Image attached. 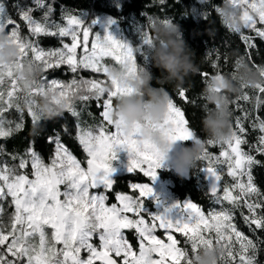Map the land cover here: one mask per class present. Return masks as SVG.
<instances>
[{"label": "snow or ice", "instance_id": "6c2138e0", "mask_svg": "<svg viewBox=\"0 0 264 264\" xmlns=\"http://www.w3.org/2000/svg\"><path fill=\"white\" fill-rule=\"evenodd\" d=\"M165 2L159 0L160 4ZM32 3L36 8L45 7V0H32ZM232 4L240 10L243 23L242 26L229 25L228 28L240 34L247 49L255 48L254 40L257 37L264 41V0H232ZM13 7L32 37H59L61 47L45 50L37 40L23 36L21 25L0 0V32H7L10 41L18 45L20 51L19 57L11 64H0V137H8L23 126L17 123L13 128L12 122L4 119V113L9 109L15 108L23 113L26 108L32 120L37 121L39 113L35 98L47 91L55 94L57 102L66 101L68 112L75 117L80 115L75 108V100L85 104L95 100L101 109L102 119L95 127L79 130L78 141L88 157L86 168L81 166L80 160L60 142L58 136L49 137V142H55L56 148L50 164H45L34 150L29 149L33 170L31 179L27 174H16L15 168L0 166V200L11 197L15 208L10 224L0 225V248L3 249L0 251V264H96L97 261L101 264H192V255L201 247L213 244H222L226 249L221 264H257V242L239 231L233 221L235 210L246 208L248 215L244 216L241 212L244 223L253 232L264 230V192L256 186L252 175L253 166L261 162L251 154L253 150L264 154V119L256 116L253 120L252 127L262 134L256 144L249 145L248 151L243 147L248 144L243 121L249 119V113L245 111L243 117H236V127L227 140H207L206 145H221L223 150L219 156L213 157L205 147L199 158L207 161L205 169L214 178L211 195L215 202L222 204L227 201L230 208L205 214L196 203L187 200L167 205L153 213L145 204V198L154 195V189L148 183H132L130 188L139 191L138 197L118 194L120 206L115 203L108 206V197L104 192L90 193V189L102 188L106 192L113 188L117 182L114 161L121 150L129 154L128 172L138 170L153 180L164 162L159 149L140 134L143 125L138 124L128 130L121 122L114 121L111 115L116 98L134 91L125 87L122 81L134 76L143 67L138 63L142 47L134 46L111 31L103 35L95 32L89 46L93 25L97 22L95 19L87 22L84 15L67 13L64 16L66 25H61L50 21L53 12L51 5H47L42 21L34 18L32 6L16 3ZM192 12H197V9L194 7ZM147 19L151 21L153 18L149 16ZM163 21L167 23L172 19L165 18ZM149 29L151 25L147 24L141 34L143 45L150 49L152 35ZM244 29L254 31L255 36L245 35ZM64 38H70V41L64 42ZM106 57L112 58L122 69L121 78L111 73L112 67L104 62ZM26 60L42 66L44 71L66 66L73 79L67 83L57 80L46 83L42 78L40 84L33 86L17 75ZM240 62H236L237 67ZM83 70L104 74L107 79H77L76 74ZM259 71L264 76V68ZM201 75L208 77L206 72ZM222 78L223 75L217 74L211 80ZM242 88H252L264 94V84H245ZM213 90L220 91L219 88ZM178 97L184 102H194L183 88L178 90ZM237 99L248 101L250 97L244 92ZM255 101L256 108L264 105L260 95H256ZM204 109L206 113L207 104ZM146 123L163 131L173 141L194 140L197 136L190 127L184 109L173 98L163 122ZM6 124L9 126L5 127ZM107 126H112L114 131H109ZM28 164L29 161L21 157L18 167L25 169ZM224 164L227 165V174L235 183L224 187L221 196L223 169L218 170L215 165ZM244 177L247 178L246 182ZM237 191L238 194L234 195ZM157 203H160L158 197ZM177 209L178 213L174 211ZM128 213H133L137 218H130ZM145 216L151 219V223ZM125 229L135 230L138 253L133 251L124 234ZM157 229L164 231L167 242L155 234ZM48 230H51L50 235ZM173 232L184 238V246H180L181 241ZM94 237L98 238L99 247L92 242ZM57 245L62 247L57 248ZM82 250L88 253L86 259L81 258Z\"/></svg>", "mask_w": 264, "mask_h": 264}, {"label": "trees", "instance_id": "16d2710c", "mask_svg": "<svg viewBox=\"0 0 264 264\" xmlns=\"http://www.w3.org/2000/svg\"><path fill=\"white\" fill-rule=\"evenodd\" d=\"M8 8L13 18L21 25V34L30 39L37 40L39 45L45 50L61 47V38L59 37H32L25 23L16 15V9L13 7L16 3L29 5L34 8L32 15L38 20H43L44 13L47 11V5H51L53 12L50 16V21L57 24L66 25L64 19L65 14L84 15L87 22L95 19L97 22L93 25V34L100 25L111 24L117 28L121 38L132 43L134 46L139 45L142 51L138 54V63L149 68L156 77H160L162 70L155 66L151 57V48L142 43V30L148 24L147 17L163 20L165 18L172 19L174 23H178L183 32V38L193 52V60L199 66V72L189 74L183 82L177 86L176 82H165L157 84L153 80L154 86L164 87L175 100L178 106H181L186 114V118L190 121V127L196 132L197 136L202 139H207V134L203 128V117L205 116L204 105L207 104L204 98V92L211 81V77L222 74L223 76L232 77L237 73L236 62L243 61L254 72H259V69L264 68V41L256 38L254 43L255 48L247 49L245 43L241 40L240 34L234 33L224 23L221 16L217 12V6L222 5L223 0H166L164 4H160L159 0H45V7L36 8L32 0H2ZM197 12L193 13V8ZM206 14V15H205ZM258 26H260L258 24ZM151 35L154 34L152 29H149ZM245 35L255 36L254 31L244 29ZM70 38H64V42H69ZM144 49L147 51L145 52ZM78 49V53H79ZM147 54V59L145 55ZM216 67H213V65ZM113 67V66H110ZM208 73L205 78L201 73ZM96 74L90 70H83L76 74V78L83 77L84 79H96ZM50 82L57 80L60 82H70L73 79V74L70 73L66 66H62L56 70L44 71L41 79ZM107 78H101L106 80ZM239 87V85H238ZM183 88L187 90V95L194 102H184L178 97V90ZM247 92L250 99L248 101L238 100L237 97L242 96ZM260 95L264 99V94H259L252 88H240L236 92L228 93L231 100V127H236V117H243L244 112L249 113V119L244 120V126L247 129L246 139L247 145H243L245 151L249 150V145L257 143L258 137L262 134L259 129L252 127L253 120L256 116L264 119V105L256 108L255 97ZM39 98L38 96L36 97ZM115 103V102H114ZM237 104L240 105L237 108ZM78 117L73 116L68 110H64L59 116L47 118L42 117L39 121H33L27 109L20 113L15 108L9 109L4 113V119L11 121V127L15 128L17 123H22V127L14 131L8 137H0V166L7 165L9 168H15L16 174L31 175L32 168L30 163L29 149L34 150L43 160L45 164H50L55 154V142L50 143L49 137H59L60 142L68 148L81 164L87 167L88 159L86 153L78 141L80 128L88 126H97L101 122L100 111L96 101L92 100L85 104L82 101H74ZM211 107V105H208ZM9 125H5L7 127ZM109 131H113L112 126H107ZM183 145L190 146L193 140L182 141ZM209 153L213 156H219L223 150L220 144L206 145ZM261 163L254 165L252 175L256 186L264 192V154L252 151ZM12 157H17L13 159ZM29 161L25 169H19L20 158ZM208 166L207 161L200 160L197 165L190 169L187 177L177 175L171 167L160 169L161 177L168 182L169 188L175 198L182 201L191 200L203 209L204 212L212 210L219 211L222 208H230L231 205L224 201L222 204H217L211 195L208 188L203 168ZM221 172V188L219 195H223V189L226 186H231L235 181L227 174V165H215ZM117 182L111 190L107 191L110 199L116 193H135L130 190V183L144 184L149 182L139 171L134 173H122L117 178ZM246 182L247 178H243ZM238 194L237 192L233 193ZM0 225H9L11 217L15 211L11 197L0 200ZM259 211V210H258ZM248 215L246 208L236 209L234 212L235 219L233 223L237 225L239 231L258 244V252L256 255L257 264H264V230L250 229L243 220V216ZM156 233L161 235L160 231ZM176 238L181 241L180 246H184V238L175 233ZM129 243L136 251L137 236L134 229L125 232ZM62 245H57V248ZM3 249L0 248V251ZM84 252V253H82ZM81 258L85 259V251H81ZM96 264H101L97 261Z\"/></svg>", "mask_w": 264, "mask_h": 264}, {"label": "clouds", "instance_id": "9594fccd", "mask_svg": "<svg viewBox=\"0 0 264 264\" xmlns=\"http://www.w3.org/2000/svg\"><path fill=\"white\" fill-rule=\"evenodd\" d=\"M217 12L227 27L242 26L240 10L233 6L232 0H223L222 5L217 6ZM148 24L154 32L151 57L155 66L162 70L161 76L156 77L149 68L143 66L134 76L124 78L123 85L134 91L132 94L116 98L111 115L114 121L121 122L128 130L134 129L138 124L143 125L139 130L142 137L155 145L163 155L164 161H170L176 173L183 176L200 161L207 140L222 142L231 136L232 111L228 93L240 90L245 84H264V76L260 71L254 72L241 61L235 76L211 80L204 92L206 103L211 107H208L202 121L207 139L196 136L190 146L178 143L179 140L173 141L163 131L146 123L163 122L172 98L164 87L154 86L153 80H156L157 84L176 82L179 86L186 76L195 74L200 69L193 60V52L184 40L182 28L178 23L152 19ZM19 55L18 45L10 41L7 32H0V64H11ZM110 71L117 78L123 76L120 68L112 67ZM43 72L42 66L26 60L17 75L35 86L41 83ZM214 88H219L220 91H214ZM38 97L35 98L39 113L37 121L42 117L59 116L67 109V102H57L58 98H54L55 94L51 91ZM225 255L226 249L222 244H213L201 247L191 259L192 264H221V258ZM148 259L151 260V256Z\"/></svg>", "mask_w": 264, "mask_h": 264}, {"label": "rangeland", "instance_id": "374dc122", "mask_svg": "<svg viewBox=\"0 0 264 264\" xmlns=\"http://www.w3.org/2000/svg\"><path fill=\"white\" fill-rule=\"evenodd\" d=\"M250 2H251V0H250ZM108 31H111L114 35H116L117 37L121 38L120 33L117 30V28L114 25L112 27L111 24H107V25H104V24L103 25H100L99 24L98 29L96 30V32L99 33V34H101V35L105 34ZM93 39H94V34L90 35V38H89V46L91 45V42H92ZM104 62L106 64H108L109 66H113V67H117L118 68V65L110 57H106ZM96 75H97L96 76V79L107 78L104 74H96ZM113 131H114V128H113ZM181 141H183V140H181ZM128 163H129V154H128V152L126 150H121L118 153V159L116 161H114V164H115V166L117 168V172L114 174L116 178L120 174H122V173H125V172L130 173L127 170L128 169ZM81 166L82 167H85L82 164H81ZM167 167H171L170 161H164L163 162L162 167L157 170L158 171V175H157V177L154 180L152 178H150V177L145 176L146 178H148V181H149L147 183L150 184L153 187V189H154V195L152 197L147 198V199L145 198L146 207L148 208V210L150 212L155 213L158 210H163V208L165 206H167V205H171V204L176 203V202H184V201L178 200L177 198L174 197V195L172 194V192H171V190L169 188L168 182L165 181L161 177L160 169L167 168ZM132 173H134V172H132ZM29 178L31 179L32 178V175H29ZM131 184L132 183H130V185ZM61 190L63 191V186L61 187ZM130 190H133V189L130 188ZM134 191H135V193H116L114 195V197H112V199H110V197L107 194V191L105 192L104 189H102V188L90 189V193L99 194L101 192H104V194L107 195V197H108L107 200H106V204L108 206H111L112 204L115 203V204H117L118 207L120 205H119V201L117 200V195L118 194H126V195L133 196L134 198L135 197H138L139 191L138 190H134ZM157 197L159 198V201H160L159 204L157 203ZM174 211L176 213L179 212L178 209L177 210H174ZM205 214H208V212H205ZM128 215L132 219H136L137 218L133 213H128ZM145 219L149 220V223H151V219L149 217L145 216ZM127 230H131V229H125L124 230V234H125V232ZM157 230H159V229H157ZM49 232H51V230ZM155 234L157 236H159L161 239H165V242H167L166 235H165L164 232H161V234H163V235H158L157 233H155ZM173 235H175V232H173ZM136 236H137V234H136ZM93 240H95V241H92V242L97 247H99V243L100 242H99L98 238L94 237ZM136 240H137V247H138V249L136 251L133 249V251H135V252L138 253V251H139L138 236H137ZM86 258H87V256L85 257V259Z\"/></svg>", "mask_w": 264, "mask_h": 264}, {"label": "water", "instance_id": "95a60500", "mask_svg": "<svg viewBox=\"0 0 264 264\" xmlns=\"http://www.w3.org/2000/svg\"><path fill=\"white\" fill-rule=\"evenodd\" d=\"M220 75H222V74H220ZM178 143H180V144L183 145V142H182L181 140H179ZM170 164H171V162H170ZM171 167H172V170L176 173L174 167H173L172 165H171ZM189 171H190V170H189ZM189 171H188L185 175H183L182 177H187V176L189 175ZM203 172H204V174H205L206 181H207V183H208L209 191L211 192V187H212V185H213V183H214V178L208 174V172H207V170L205 169V167L203 168ZM176 174H177V173H176ZM177 175H178V174H177ZM180 176H181V175H180ZM220 188H221V181H220ZM159 230H160V229H159ZM160 231H161V232H164L163 230H160Z\"/></svg>", "mask_w": 264, "mask_h": 264}, {"label": "flooded vegetation", "instance_id": "af4514ba", "mask_svg": "<svg viewBox=\"0 0 264 264\" xmlns=\"http://www.w3.org/2000/svg\"><path fill=\"white\" fill-rule=\"evenodd\" d=\"M49 231H50V230H49ZM159 231H160V230H159ZM160 233H161V231H160ZM50 234H51V232H49V235H50ZM161 235H163V234H161ZM93 241H95V240H93ZM82 253H84V252H82ZM87 254H88V253L85 252V257L87 256Z\"/></svg>", "mask_w": 264, "mask_h": 264}]
</instances>
